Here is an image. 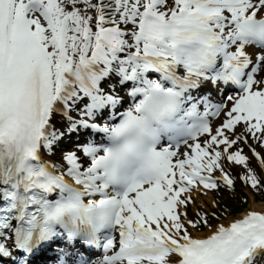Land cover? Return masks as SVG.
<instances>
[{
	"label": "snow or ice",
	"instance_id": "snow-or-ice-1",
	"mask_svg": "<svg viewBox=\"0 0 264 264\" xmlns=\"http://www.w3.org/2000/svg\"><path fill=\"white\" fill-rule=\"evenodd\" d=\"M254 194L264 0H0V264H264Z\"/></svg>",
	"mask_w": 264,
	"mask_h": 264
},
{
	"label": "rangeland",
	"instance_id": "rangeland-1",
	"mask_svg": "<svg viewBox=\"0 0 264 264\" xmlns=\"http://www.w3.org/2000/svg\"><path fill=\"white\" fill-rule=\"evenodd\" d=\"M245 151L247 152V148H245ZM237 185H238V189H239V186H240L239 181H237ZM233 195H234L235 197H237V200H238V202H239V205H240L242 208H244L246 205H248V204L242 202V193H241L239 190H238L237 192L233 193ZM209 196H211L210 192L207 194V196H202V197L198 196V197H197L198 202L203 201V202H205V203H208V202H209L208 199L210 198ZM210 201H211V200H210ZM231 206H232V205H230V203H228V204H226V205H224V206H222V207H223V208H229V209H230ZM210 207H211V205L209 204V208H210ZM189 209L192 210L191 207H190ZM224 219H226V218H224ZM216 222H218V221H216Z\"/></svg>",
	"mask_w": 264,
	"mask_h": 264
},
{
	"label": "trees",
	"instance_id": "trees-1",
	"mask_svg": "<svg viewBox=\"0 0 264 264\" xmlns=\"http://www.w3.org/2000/svg\"><path fill=\"white\" fill-rule=\"evenodd\" d=\"M223 196H225V198H226L227 195L225 194V192L221 191L218 199H221ZM255 196L257 199H259V197H262L264 199V194H256ZM235 201H236L235 198L228 197L227 199H224L223 203H226V204L231 203V205H232L231 207H232L233 211L236 212V210H239L242 207L239 205L238 201L237 202H235Z\"/></svg>",
	"mask_w": 264,
	"mask_h": 264
},
{
	"label": "bare ground",
	"instance_id": "bare-ground-1",
	"mask_svg": "<svg viewBox=\"0 0 264 264\" xmlns=\"http://www.w3.org/2000/svg\"><path fill=\"white\" fill-rule=\"evenodd\" d=\"M218 122V121H217ZM210 201V198L208 199Z\"/></svg>",
	"mask_w": 264,
	"mask_h": 264
}]
</instances>
